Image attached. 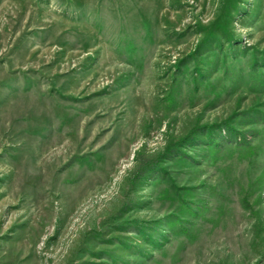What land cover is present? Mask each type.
<instances>
[{
  "label": "rangeland",
  "instance_id": "1",
  "mask_svg": "<svg viewBox=\"0 0 264 264\" xmlns=\"http://www.w3.org/2000/svg\"><path fill=\"white\" fill-rule=\"evenodd\" d=\"M0 264H264V0H0Z\"/></svg>",
  "mask_w": 264,
  "mask_h": 264
}]
</instances>
